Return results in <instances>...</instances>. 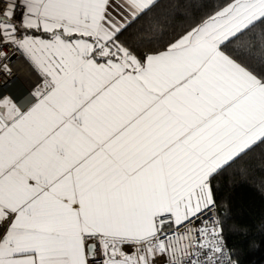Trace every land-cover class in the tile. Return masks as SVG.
Wrapping results in <instances>:
<instances>
[{
  "label": "snow or ice",
  "instance_id": "6c2138e0",
  "mask_svg": "<svg viewBox=\"0 0 264 264\" xmlns=\"http://www.w3.org/2000/svg\"><path fill=\"white\" fill-rule=\"evenodd\" d=\"M0 264H239L214 182L264 153V0H0ZM246 174V173H245Z\"/></svg>",
  "mask_w": 264,
  "mask_h": 264
},
{
  "label": "trees",
  "instance_id": "16d2710c",
  "mask_svg": "<svg viewBox=\"0 0 264 264\" xmlns=\"http://www.w3.org/2000/svg\"><path fill=\"white\" fill-rule=\"evenodd\" d=\"M223 0H162L178 27L199 19ZM246 173V174H245ZM223 235L239 264H264V153L249 154L214 182Z\"/></svg>",
  "mask_w": 264,
  "mask_h": 264
},
{
  "label": "built area",
  "instance_id": "2783aa9c",
  "mask_svg": "<svg viewBox=\"0 0 264 264\" xmlns=\"http://www.w3.org/2000/svg\"><path fill=\"white\" fill-rule=\"evenodd\" d=\"M18 62H22L23 64H26L28 67H30V65L26 62V60L23 58V56H21L19 53L13 54L11 57V61H10V66L12 67L13 74L10 77L0 75V91L5 92V93H9V92H6L7 87L12 86V81L16 76H18V78H19L20 75H19V71H18L17 66H16ZM30 70L34 74V70L32 68ZM38 79H39V77L37 76V79H36L37 81L32 85V87L38 82ZM32 87L27 91V93L25 94L23 99H19L22 104H26L29 102V93H30V90L32 89Z\"/></svg>",
  "mask_w": 264,
  "mask_h": 264
},
{
  "label": "rangeland",
  "instance_id": "374dc122",
  "mask_svg": "<svg viewBox=\"0 0 264 264\" xmlns=\"http://www.w3.org/2000/svg\"><path fill=\"white\" fill-rule=\"evenodd\" d=\"M32 86L25 84L24 80L21 78V76H16L12 81V86L7 87L6 92L11 93L14 97H17L18 99H23L27 91Z\"/></svg>",
  "mask_w": 264,
  "mask_h": 264
},
{
  "label": "bare ground",
  "instance_id": "6f19581e",
  "mask_svg": "<svg viewBox=\"0 0 264 264\" xmlns=\"http://www.w3.org/2000/svg\"><path fill=\"white\" fill-rule=\"evenodd\" d=\"M17 69L19 71V75L22 76L23 74H27V75H30L32 74L30 68L28 66H26L25 64H23L22 62H18L17 63ZM23 79V76L21 77ZM37 80H34L33 78H31L29 80L30 84H34ZM25 82V81H24ZM26 84V83H25Z\"/></svg>",
  "mask_w": 264,
  "mask_h": 264
},
{
  "label": "crops",
  "instance_id": "0c3cea01",
  "mask_svg": "<svg viewBox=\"0 0 264 264\" xmlns=\"http://www.w3.org/2000/svg\"><path fill=\"white\" fill-rule=\"evenodd\" d=\"M27 62V61H26ZM28 63V62H27ZM29 64V63H28ZM26 65V64H25ZM30 65V64H29ZM27 66V65H26ZM30 67L33 69V67L30 65ZM29 67V68H30ZM30 68V69H31ZM34 70V69H33ZM32 72V71H31ZM23 76V80L25 81V83L27 84V85H30V86H32V84H30V82H29V80L31 79V78H33L34 80H36L37 79V73L35 72V70H34V74L32 73V74H30V75H27V74H23L22 75ZM21 76V77H22Z\"/></svg>",
  "mask_w": 264,
  "mask_h": 264
}]
</instances>
